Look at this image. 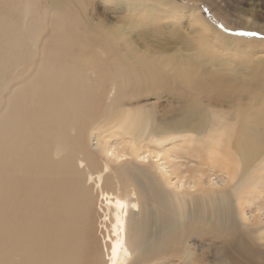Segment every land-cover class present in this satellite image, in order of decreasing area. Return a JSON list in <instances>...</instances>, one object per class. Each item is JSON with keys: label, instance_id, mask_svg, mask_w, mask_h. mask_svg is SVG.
<instances>
[{"label": "bare ground", "instance_id": "obj_1", "mask_svg": "<svg viewBox=\"0 0 264 264\" xmlns=\"http://www.w3.org/2000/svg\"><path fill=\"white\" fill-rule=\"evenodd\" d=\"M44 1L46 2L45 11L35 17L40 5L34 0H0V90L6 89L0 97V190L3 187L6 188L8 198L14 207V213L8 223L4 226L0 225V260L2 257V263L17 264L15 256L11 259V254L18 247L24 252L25 259L39 253V250L42 252L48 249V252H52L53 264H84L85 252L93 259L97 256L99 264L149 263L165 255L166 252L169 253L168 249H172L174 244L178 245L176 242L182 236L184 239L187 231L195 228L196 224L208 220L209 217L224 220L226 224L235 219L248 235L249 231H246V228L251 230L252 236L257 235L259 239L264 238V230L261 233L258 232L260 228H264V140L258 132V127L264 125V115L258 116L253 122L248 107L244 108L239 132L235 131L237 120H232V122L229 121L230 118L226 120L228 116L224 114L226 117L224 120L222 119L224 116L216 115V124L220 119L217 126L213 125L215 123H210L213 126L208 130L195 131L192 134L190 132L180 136L162 134L158 130H152L150 121L143 116L135 119L129 114L118 118L114 115V107L110 106L113 103L111 98L108 111L113 112V127L120 129L127 136V138L124 137L126 140L123 150L121 152L109 150L103 135L93 134L97 126L93 131L91 129L93 127L89 128L93 133L87 134L88 131L85 133L89 137L91 133L93 137L95 136L93 139L95 141L93 142L94 153L106 159V161L101 160L103 162L101 171H106L110 161L122 160L125 157L131 159L127 161V168L122 166V171L132 188V195L124 199L111 191L104 192L101 189L102 193L99 188L94 191L97 195L92 192L89 181L100 184V179H102L101 171L96 170V173L90 170L92 169L90 164L96 165L95 157L93 154L88 156L85 152L86 154H82L81 158L78 157L81 155L77 156L76 152L74 153L81 144L79 140L85 134L78 132L76 136L74 135L76 119L83 104L88 102L92 93L94 97L97 96L102 84L110 79L108 78L109 73L113 75L115 87L112 92L115 93L116 85L120 79L129 75L128 71L132 72L133 78L138 82L148 80L151 93L159 90L172 95L176 93V90L165 84L163 71L165 73L166 68L171 73L174 69L169 68L170 66L163 67L165 62L159 66L150 64L151 61L147 58L139 59L131 53L132 50L129 47L115 48L114 39L109 35V38H106L107 34L104 35V30L100 34L98 30L91 27L93 30L84 32L82 27L83 31H81L77 27L79 22L76 23V20L68 16L70 14L62 15L63 10L60 6L64 0L62 2L61 0ZM157 6V4L153 5L150 9L154 10ZM135 11L136 9L133 13H136ZM70 12L71 10H68V13ZM185 12L191 26L200 24L199 14L195 8H189ZM81 25H83L82 22ZM44 26L46 29L42 32ZM131 27H133L132 24H118L116 29L124 33ZM88 29L86 27V30ZM200 31V25L196 26V31H194L196 36L200 34ZM93 37L95 42H90ZM104 37L106 43L102 45ZM222 44H224L223 51L218 52L220 48L218 43H203L204 50L207 51L205 57H208L207 59L220 58L223 62L232 60L235 56L229 49L232 47L225 42ZM240 54L245 55L241 59L247 68L253 66L255 62L261 63L264 59V49L247 54L242 50ZM185 58L187 59L183 55V59ZM31 62L32 66L16 78L18 80L12 81L15 70L21 68L22 73ZM172 65L175 67L174 64ZM149 66L153 68L149 69ZM215 66L212 68L218 70ZM178 67L181 68L179 65ZM230 70L229 74L232 72V69ZM125 71L127 73H124ZM244 72L247 71L244 70ZM203 75L206 76V74ZM185 77V75L182 76L183 80L188 81ZM180 78V75H171V82ZM216 78V80L219 79ZM227 78L226 82L224 81L225 85L227 81H230V77L227 76ZM234 80L235 76L231 82ZM220 83L223 84V80L219 82V85ZM122 87L123 84L119 87L120 90ZM194 89L202 93L205 86L199 85ZM116 90L119 89L116 88ZM185 92L190 93L189 90ZM208 97L210 100L215 98L212 94ZM100 100H103L102 96ZM90 107L93 108V105ZM87 109L91 111V108ZM190 112L195 114L193 111ZM191 113L183 119L168 123L165 132L172 133L176 127L187 126ZM135 114L138 113L135 112ZM87 119L90 121L92 118L87 117ZM91 139L92 137L88 140ZM81 145L80 151L83 153L82 148L84 147ZM176 146L178 150L184 149L185 153L192 154L197 161L192 166L191 173L184 171L185 175L182 173L178 179L176 178L178 185L171 187L169 183L171 181L160 179L154 161L155 157L163 155L169 157L168 155L174 152L171 150ZM88 147L89 141L84 149ZM177 153L178 156L179 151ZM173 155L174 153L171 157ZM152 158L155 160L153 161ZM178 159L180 160V157ZM164 162L168 163L166 159ZM181 162L184 163V161ZM116 173H120L114 172L113 176L117 178ZM98 195L102 196L96 204L95 200L97 202ZM1 207L0 203V220L3 216ZM95 209L98 212H94ZM212 219L209 220L212 221ZM216 223L220 222L216 220ZM205 224L204 222L201 225L204 227ZM21 230L25 231L23 236L26 237V241L32 239L29 236H34L38 243L41 240V244L36 245L38 251L37 247L33 249L30 244L26 245V241L25 245H22V243H14L9 239L8 236H15L16 233L18 235ZM92 233L96 234L99 240L96 242V238L93 239L96 243L90 238H94L91 236ZM199 234L196 235L199 236ZM213 236L206 239L210 240L211 247L218 249ZM29 242L32 241L29 240ZM189 245L187 244L188 247ZM173 248L175 250V247ZM191 249H193L192 245ZM181 251L177 250V253ZM200 251L201 253L197 255L192 254L191 261L201 258L205 250ZM170 253L173 257V253ZM44 259H41L43 264Z\"/></svg>", "mask_w": 264, "mask_h": 264}, {"label": "rangeland", "instance_id": "obj_2", "mask_svg": "<svg viewBox=\"0 0 264 264\" xmlns=\"http://www.w3.org/2000/svg\"><path fill=\"white\" fill-rule=\"evenodd\" d=\"M34 1L40 5V9L35 14V17H38L41 13L45 11L46 2L44 0H34ZM62 1L63 0H61V2ZM152 4L158 5L156 9L154 10L150 9V7L153 6ZM60 7H62L63 10L62 12L64 13V14L62 13L63 16L65 14L66 15L70 14L68 16L76 20V23L79 22L78 24L79 26L77 27L80 28L81 31L85 30L84 32H88L90 30H93L94 28L95 30H98L100 34H102L104 30V35L107 34V36L108 35L110 37L112 36V38L114 39L113 46L115 48L124 49L125 47H129L132 50L131 53L139 57V59L147 58L151 61L150 64L159 65V66L162 65L163 62H165L166 65L164 63L163 67L170 66L169 68L174 69L171 70V73H169L168 69L166 68H165V73L163 71V79H165V84L170 85L176 90V93L172 95L167 94L165 91H159V90L157 92L151 93L149 89L148 80L146 82L136 81L135 78H133L131 71H128V73L130 72L129 73L130 76L128 75L125 78H123L124 81L123 79L119 80L118 85H116V88H118L119 90H116L115 88V93H114L112 92L114 91L113 87H115L113 83L114 82L113 75L109 73L108 78L110 79L107 80V83L109 84L107 83L102 84L103 86L100 87L97 96L94 97L92 93L88 102L83 104L80 113L78 115V118L76 119L75 134H74L75 136L78 132L87 133L88 131L87 134H89V132H92L94 128L96 130V126H97V130L94 131V133L93 132L92 133L94 135H96V133L101 134L100 136L103 135L102 137L107 143L109 150H111L112 152H117V151L121 152L123 150L124 147L123 145L125 144V140L127 136L126 134L124 135V132L120 131V129H116L115 126L113 127L114 125L112 119L113 112L109 113L110 110L108 111V109H110L108 108V104H110L109 102L111 98L113 99V103L110 104V106L112 105L114 107V115L118 116V118L120 117L123 118L129 114L130 117L132 116L135 119H138L139 117L143 116L150 121L149 124L152 130L155 131L158 130L159 133L169 134V135L175 134L181 136L183 134H187L190 132H191L190 134H192L195 131L208 130L213 125L217 126L220 123V119H219L218 121L219 123L216 124L217 116L221 115L222 117L224 116V114L226 115V117L227 116L228 117L226 119V117L224 116L225 118L223 117L222 118L223 120L224 119L229 120V118H230L229 121L231 122L232 120L233 121L237 120L235 126V131L237 132L238 130H240L239 124H241V119L244 116L245 107L249 108L248 111L250 110V114L252 115L253 122L255 121L256 118H258V116L264 115L263 112L264 59L262 60L261 63L259 61L258 63L255 62L253 66L247 68V65L245 64L243 59H241L244 58L245 55L240 54L242 50L245 51V53L247 54L250 52L254 53V51L256 52L259 49H264V0H64L62 2V6ZM133 8L136 9L135 11L136 13H133L134 11ZM189 8L196 9V11L199 14L198 19L200 21V24H196L195 26L190 25L189 19L187 18V14L185 12V10L188 11ZM68 10L69 11L71 10V12L68 13ZM148 11L150 12L148 13ZM81 22L83 23V25L80 26ZM124 23L127 25L132 24L133 27H131L124 33H120L119 31H117L116 27L118 24L125 25ZM98 24L100 28L103 25L101 29L99 28ZM198 25H200L201 31L200 34L196 36V32L194 31H196V26ZM82 27L84 28L83 30ZM86 27L87 29L88 28L89 29L86 30ZM43 28L44 29L41 30L42 32H44V30L46 29L45 26ZM106 31H111V32H106ZM253 33L255 35H253ZM107 36L106 38H109V36L108 37ZM106 38L105 40L102 38V45H105ZM90 42H95V38L93 37ZM213 42L219 44L220 48L218 49V52L223 51L222 48L224 47V44H222L223 42L228 43L229 46L232 47L229 49L233 52V54H235V56H233V59L232 60L229 59L227 60V62L221 61L220 58L207 59L208 57L207 58L205 57L206 56L205 53H207V51L204 50L205 47L202 44L213 43ZM197 52H200L201 55L200 53ZM183 55H185L187 59L186 58L183 59ZM198 55H200V57ZM178 57L180 58L177 59ZM216 59L218 60L216 61ZM235 61L236 62L238 61L237 62L238 64L235 63ZM208 63H210V65ZM172 64H174L175 67ZM226 64H228L229 66L228 65L226 66ZM178 65L181 66V68L178 67ZM31 66H32V62L28 65V68H26L22 73H21V68H17L14 72L15 74H13L12 76L13 77L12 81L18 80L16 78L23 75L24 72H26V70H28ZM205 66L206 68H204ZM212 66H215L216 68L218 67V70L215 69L214 67L212 68ZM225 67L227 68L223 70ZM150 68L153 67L149 66V69ZM230 69H232V72L229 74L228 72L231 71ZM237 69L239 70L237 71ZM182 70L183 72H181ZM234 70L237 71L238 74L237 72L235 73ZM240 70H242L243 72ZM244 70H246L247 72H244ZM124 73H127V71H125ZM199 73L206 74V76L205 75L202 76V74ZM207 73L208 74L210 73L212 77L210 75H207ZM224 73L226 75H224ZM242 73L245 75H243ZM15 75L18 76L15 77ZM171 75H180L181 78L175 82H171ZM183 75L186 76L185 78H187L188 81L183 80L182 78ZM208 76L211 78L209 79ZM227 76L232 78L231 79L229 78L230 81H227L225 85L224 81L226 82V80L228 79ZM234 76H235V80L234 82L233 81L231 82ZM206 77L208 78L207 80ZM216 77H218L220 80L219 79L216 80L217 79ZM221 79L223 80V84L220 83L219 85V82L222 81ZM213 81L215 82L211 84V82ZM122 84L123 87L120 90L119 87H121ZM207 84L208 85L211 84L212 86L211 85L208 86ZM125 85H127L128 87ZM199 85L205 86V89L202 90L203 91L202 93H198V90L194 89V88H198ZM108 87L111 89H109ZM104 88L105 89L108 88L109 91H107L108 89L105 90ZM207 88H209V90ZM185 90H189L190 93L185 92ZM5 91L6 89L0 90V97L3 96ZM99 94H101L103 100H100L101 96H99ZM211 94L215 96V98L212 100H210L208 97V95ZM88 104L89 105L91 104L90 106L93 105V108L87 106ZM87 108H91V111H89V109ZM190 111L195 112V114L191 113ZM135 112L138 114H135ZM142 113H144L147 116H145ZM190 113L192 115L191 116L189 115L190 122L188 121L187 126L176 127L175 128L176 130L174 129L172 133L165 132L166 131L165 127L167 126L168 123L174 122L176 120H180L181 118L183 119L185 116H187ZM87 117L92 118L90 120L91 122L87 121L88 120ZM203 117H204V121H203ZM101 118L104 121L105 120L106 121L103 122ZM205 118L208 120H206ZM210 123L211 124L215 123V124L211 125ZM99 127L100 128L102 127L101 133ZM196 127L198 128V130ZM89 128H91L92 131ZM258 132L264 140V125L262 126L260 125L258 127ZM86 133L84 134L85 136L83 135L82 139L80 138L82 142L81 140H79L81 144L84 143L86 144V145L80 144L81 147L84 148L87 147L88 141H89V147L94 144L93 142H95L93 140L95 139L94 138L95 136L93 137L91 133L90 137H92V139L88 140L90 137ZM80 145L78 149L74 148L75 150L77 149L76 151H74V153L76 152L75 154L77 156L81 155L78 156L81 158H82V154H86L85 152H87L88 156L90 154H93L94 155L93 157H95L94 162L96 165L93 166L94 163L91 162L93 164H90L92 166V169L90 170L91 172L97 173L96 170L100 172L101 171L100 168L103 163L102 161L103 160L106 161V159H104V157H100L99 155H97V153H94L95 150L94 145L91 146L90 148L88 147L89 149L87 148L89 152L87 149L86 151L84 148H82L83 153L82 151H80L81 150ZM177 147L178 146H176L173 150H171L174 152L172 153L169 152L170 153L168 155L169 157H167V155H163L162 157L160 156L155 157L156 160L153 159L154 157L152 158V160L153 161L155 160L154 162H156L157 170L160 174V179L161 180L167 179V181H171L169 182L171 187L172 185H178L177 179L179 178L178 177L179 175H181L182 173L183 175H185V172L191 173V169L193 168L192 166H194L197 161L195 157H192V154L188 152L185 153L186 151L184 149H182L183 150L182 152V150L181 151L178 150ZM175 149L179 151L178 156L180 157V160L178 159L179 157L177 156L178 151H176ZM173 153L174 155L171 157V154ZM183 154L186 156H184ZM87 155L86 156L83 155V156L87 157ZM165 159L166 161H168L169 164L166 162L168 165L164 162ZM130 160L131 159L129 157H125V159L122 158V160L110 161L107 164L106 171L100 172L102 178L100 179L101 181L100 184L99 183L95 184L94 181L91 180L89 181L91 185H93V186L89 185L92 192L96 193L97 195V192L94 191H96L95 190L96 188H99V191L102 193L103 191L104 192L111 191L112 193H114L115 195L121 198L124 199L130 198L132 195V191H131L132 188L129 185V181L127 177L122 171L123 170L122 166H124V168H127L128 167L127 161ZM181 161H184V163H182ZM122 162L124 163L122 164ZM185 164L188 166H186ZM176 169L178 170V172ZM114 172L120 173V174L116 173L117 178L113 176ZM86 184H88L87 181ZM5 189L6 188L4 187L1 189L3 192H1L0 190V201H1L0 203L3 211V216L0 220V225L2 226L8 223V220H10L12 214L14 213V207L11 203V200L8 198V194ZM101 196L98 195V198H96L98 199L97 202L95 200L96 204L99 203L100 200L99 198ZM95 210L94 212H98L97 210L96 211ZM209 219L212 218L209 217ZM209 219L199 223L200 225L196 224L195 227L196 229L191 228L190 231H187L186 234L187 236L184 235V239L182 236L178 240L180 243L176 240L177 241L176 243L178 245L175 244L172 245L173 247H175V250L172 247L173 251L172 249L170 250L168 249L169 253L166 252L165 255L160 256L149 263H142V264H189V263L190 264H264V258H263L264 238L259 239L258 236L256 235L257 236L256 237L254 234H253L254 236H252L251 235L252 232H250L251 230H249V228L248 229L246 228V231H249V235H250L249 236L248 233L245 232V229L242 226L238 225L239 223H237L235 219H233L231 222L227 224L225 223L224 220H220L218 218L212 219L214 223H216V220L220 222L221 224L218 223L220 225H218L217 223L214 224ZM16 220L18 223L17 216H16ZM204 222L207 225L205 224L203 227L202 225L204 224ZM208 223L211 225H209ZM200 228L204 229V230L202 229L204 233L201 231ZM197 230H199V232ZM240 230L241 232L242 230L244 232L241 233ZM263 230L264 228H260L258 232L261 233ZM188 232H190L191 234L190 233L188 234ZM198 233H200L199 236L196 235ZM23 235H25V231L21 230V232H18V235L16 233L15 236H8V237L14 243H18V244L22 243V245H25L26 237H24ZM189 235L190 237H188ZM91 236H94V238L90 237L92 241H94L93 239L97 237L96 234L94 233H92ZM211 236H213V239L217 242L218 249L211 247V245L209 244L210 240L208 239H210ZM29 238L28 239L32 242H29V240H27L26 245L30 244L33 247V249L36 248L38 244H41V240H39L38 243V240L34 238V236L32 237L29 236ZM246 238L248 239V241ZM97 239L98 238L95 239L96 242L99 241ZM95 241L94 243H96ZM182 243H184V245H182ZM187 244L188 245L190 244L189 247L187 246ZM250 244L253 245L251 246ZM191 245L193 249H191ZM223 248L225 249L222 250ZM253 248H255L256 250H254ZM194 249L196 250V252H194L195 251ZM203 249L205 250V253L202 254L201 258H199L197 261H191L190 257H192V254L197 255L198 253H201L200 250ZM0 250H1V245H0ZM38 250L39 249L37 247V251ZM177 250L178 251L182 250L180 252L181 254L180 253L178 254ZM242 251H244L245 253H243ZM170 252L173 253V257ZM85 254L83 255L84 264H88V262H92V264H97L98 262L97 256L95 259H93L92 256L88 257L87 255L88 253L85 252ZM176 254L179 256V259ZM24 255L25 254L22 251V249L18 247L17 250L11 254V259L15 256L17 260L16 261L17 264H43L42 260L45 258L44 264L47 263L53 264L52 252L51 251L48 252V249L42 252L39 250V253L37 252L29 259H25ZM159 258L162 261L163 260L165 261V259L167 258L168 259L165 262L163 261L162 263V261ZM188 258L190 260H188ZM160 261L161 263H159ZM2 262L3 260L1 257L0 264H4ZM99 263L100 261L98 262V264Z\"/></svg>", "mask_w": 264, "mask_h": 264}, {"label": "snow or ice", "instance_id": "obj_3", "mask_svg": "<svg viewBox=\"0 0 264 264\" xmlns=\"http://www.w3.org/2000/svg\"><path fill=\"white\" fill-rule=\"evenodd\" d=\"M253 35H255V34L253 33Z\"/></svg>", "mask_w": 264, "mask_h": 264}]
</instances>
